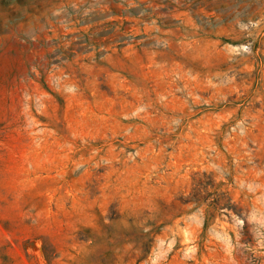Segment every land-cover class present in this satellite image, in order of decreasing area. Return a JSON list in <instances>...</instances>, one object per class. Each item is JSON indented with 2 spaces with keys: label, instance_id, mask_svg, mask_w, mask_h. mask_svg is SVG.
Listing matches in <instances>:
<instances>
[{
  "label": "rangeland",
  "instance_id": "obj_1",
  "mask_svg": "<svg viewBox=\"0 0 264 264\" xmlns=\"http://www.w3.org/2000/svg\"><path fill=\"white\" fill-rule=\"evenodd\" d=\"M0 264H264V0H0Z\"/></svg>",
  "mask_w": 264,
  "mask_h": 264
}]
</instances>
